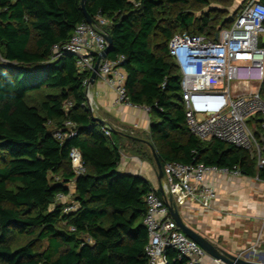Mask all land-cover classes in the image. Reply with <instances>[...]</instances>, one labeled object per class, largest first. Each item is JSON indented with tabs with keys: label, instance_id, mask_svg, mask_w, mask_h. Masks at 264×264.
I'll return each mask as SVG.
<instances>
[{
	"label": "trees",
	"instance_id": "obj_1",
	"mask_svg": "<svg viewBox=\"0 0 264 264\" xmlns=\"http://www.w3.org/2000/svg\"><path fill=\"white\" fill-rule=\"evenodd\" d=\"M191 1L208 0H86L85 9L94 20L108 19L107 57L123 56L126 94L131 104L149 108V142L162 167L204 163L263 179L264 167L258 169L247 151L219 139L203 141L187 128L168 41L175 34L214 38L236 16L216 26L207 13L175 11ZM80 3L0 0V264L147 263L144 196L154 188L117 171L120 149L114 135L103 133L85 105L86 73L78 72L72 55L52 52L85 22ZM67 101L71 105L65 110ZM66 121L76 134L54 137ZM73 147L86 168L77 176L68 157ZM145 155L155 165L151 151ZM71 180L77 206L63 213L55 195L67 194ZM164 257L165 264H186L170 247Z\"/></svg>",
	"mask_w": 264,
	"mask_h": 264
},
{
	"label": "built area",
	"instance_id": "obj_2",
	"mask_svg": "<svg viewBox=\"0 0 264 264\" xmlns=\"http://www.w3.org/2000/svg\"><path fill=\"white\" fill-rule=\"evenodd\" d=\"M108 19L98 16L95 24L86 21L75 26L71 36L62 44L52 47L54 56L68 53L73 56L78 72L86 73L82 84L85 105L93 114L95 105L90 92L89 76L100 53L106 48L104 37ZM264 3L247 0L232 23L221 28L214 36L175 34L167 44L169 56L180 76V95L189 132L203 141L219 139L247 151L255 158L256 167H264L261 155L263 144L255 132H264ZM123 56L99 60L97 78L105 82L117 95V102H129L125 89L126 73L121 65ZM70 101L64 103L67 110ZM141 106V105H137ZM149 112V108L142 106ZM74 124L64 123V131L57 130L54 137L63 139L76 134ZM101 130L111 136V127L102 124ZM69 161L74 175L86 172L80 151L73 147ZM159 188L149 190L145 196L146 211L143 223L148 240L144 246L146 264H165V249L176 251L178 259L186 264H206L209 257L193 240L178 229L169 214L165 199L157 193L172 195L180 207L186 201L208 207L215 197L212 182L207 174H241L204 163L182 164L166 162ZM56 180L58 178L56 177ZM264 181V178L262 179ZM68 194L58 192L55 202L62 203L63 213L76 209L77 203L68 200ZM71 230L74 228L71 227ZM217 264H224L217 261Z\"/></svg>",
	"mask_w": 264,
	"mask_h": 264
},
{
	"label": "crops",
	"instance_id": "obj_3",
	"mask_svg": "<svg viewBox=\"0 0 264 264\" xmlns=\"http://www.w3.org/2000/svg\"><path fill=\"white\" fill-rule=\"evenodd\" d=\"M90 92L95 105L92 115L111 127L120 149L117 171L137 175L152 188H159L163 178L157 179L155 165L145 155L149 147L142 141L149 140L150 113L142 106L117 102L116 93L99 78L90 86ZM255 132L259 137L258 128ZM261 155L264 157V148ZM206 178L214 186L215 197L208 207L191 201L181 205L185 223L227 251L251 252L249 258L257 260L264 255V181L257 176L231 173H209ZM66 186L68 200L74 201V180ZM205 263L217 261L207 257Z\"/></svg>",
	"mask_w": 264,
	"mask_h": 264
},
{
	"label": "water",
	"instance_id": "obj_4",
	"mask_svg": "<svg viewBox=\"0 0 264 264\" xmlns=\"http://www.w3.org/2000/svg\"><path fill=\"white\" fill-rule=\"evenodd\" d=\"M85 1L86 0H81V3H80V7H81V10L83 11L85 21L89 24H95L96 20H94L88 14V12L85 9ZM104 37H105L108 44H107L106 48L100 53V55L96 59V62L94 64V70L90 74L89 80H88L90 85H93L95 83V80L97 79L96 73H97V69H98V65H99V60L108 55V53L110 52L111 46H112V37L109 34V32L105 31ZM261 41H262V44H264V36H262ZM92 117L94 119H96L100 124H103V121L100 120L99 118H97L93 115H92ZM255 130L257 131V128H255ZM128 137H131V136H128ZM259 137H260V140H261L263 147H264V136H263V134L260 133ZM142 141L149 147V149L151 151V154H152V156L154 158V162H155L157 179L159 181H161V179L163 178V169H162V165L158 159V156H157L152 144L149 142V140H142ZM162 196L165 199V203L167 205L169 214L172 217V219L174 220L178 229L180 231H182L188 238L195 241L206 252V254L210 258H212L216 261H219L221 263H224V264H264V255H259V258L257 260H251L249 258L251 252H246L244 254H234V253H231V252L227 251L226 249L220 247L219 245L207 240L205 237H203L201 234L196 232L194 229H192L190 226H188L185 223V221L183 219L182 212L180 210V207H178L175 204L172 195L166 196L164 193H162Z\"/></svg>",
	"mask_w": 264,
	"mask_h": 264
},
{
	"label": "rangeland",
	"instance_id": "obj_5",
	"mask_svg": "<svg viewBox=\"0 0 264 264\" xmlns=\"http://www.w3.org/2000/svg\"><path fill=\"white\" fill-rule=\"evenodd\" d=\"M246 1L247 0H208L206 4L191 1L187 5H179L175 8V11H185L195 16H201L207 13L211 18H216L214 23H216V26H219L223 21L234 17ZM147 152L150 155V149H148ZM28 238L30 237H27V239ZM23 242H25V238H19V243ZM44 245H46V242L41 241L40 246L43 247Z\"/></svg>",
	"mask_w": 264,
	"mask_h": 264
}]
</instances>
